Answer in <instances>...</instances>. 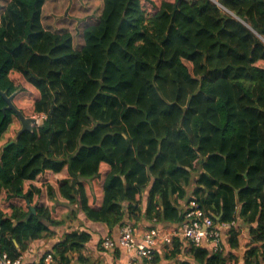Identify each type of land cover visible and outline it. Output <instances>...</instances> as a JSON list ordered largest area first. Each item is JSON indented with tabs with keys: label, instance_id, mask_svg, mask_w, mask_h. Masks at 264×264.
Masks as SVG:
<instances>
[{
	"label": "trees",
	"instance_id": "16d2710c",
	"mask_svg": "<svg viewBox=\"0 0 264 264\" xmlns=\"http://www.w3.org/2000/svg\"><path fill=\"white\" fill-rule=\"evenodd\" d=\"M46 1L9 0L0 17V89L42 117L4 148L21 123L0 95V253L16 261L81 216L110 233L144 214L179 227L199 171L200 209L250 242L237 257L232 228L229 250L178 264H264V0H104L80 49L45 27ZM79 223L56 264L85 260Z\"/></svg>",
	"mask_w": 264,
	"mask_h": 264
},
{
	"label": "crops",
	"instance_id": "0c3cea01",
	"mask_svg": "<svg viewBox=\"0 0 264 264\" xmlns=\"http://www.w3.org/2000/svg\"><path fill=\"white\" fill-rule=\"evenodd\" d=\"M84 4H89V10L84 12H81L79 10H77V8H72V10L75 11V16H77L78 18H83L86 19L87 21L89 20H96L97 18H99L101 16L102 10H103V0H102V5H101V12L96 14V8H90L92 7V3L93 0H83ZM74 7V5H73ZM88 9V8H87ZM95 15V16H94ZM92 23H90L89 25H91ZM88 25V24H87ZM84 31V30H83ZM84 41V38H83ZM84 45V43H83ZM82 45V46H83ZM199 171H194L192 173V178H191V182L189 183L188 186H186L184 189L186 191V198L185 200H175L176 204L178 206H181V210H183V208H186V204L188 202L189 199H193V194L195 192V189L197 188V178L199 175ZM202 188V187H200ZM146 203H144L143 205V211L145 213L146 211ZM79 222H81L83 224V227H80L79 230H86L88 232L91 233L92 235V239L91 241L86 245V247L84 248V250L82 251V256L84 257V261H82V264H128L130 262V260L132 259V257L134 256V253L131 252H127L126 250H124L123 248H121L119 245L118 246V250H114L113 252H107V251H103L101 249V241L107 237V236H112L113 239L118 242V227L113 229L112 232L110 233L109 228L104 225V224H99V223H93V222H85L83 217L81 216L79 219ZM77 222L75 224H70L67 223V225L65 227H62L61 230L57 229L54 230L55 234L53 237H50L49 239H43L40 242L37 243H32L29 246L28 251H26L23 255H22V264H41L43 259L45 258V256L47 255V253H52L53 247L60 242L63 238L64 235L67 232H71L76 230L75 228L78 229V225H80V223ZM137 231V235L139 238L142 237V235L144 234L145 231H147L148 229H150V225L151 224H156L158 225L157 227H162L165 228L167 232H172L174 230H177V226H175V224L172 225H165L163 222H150L147 218H146V214L143 215V218L140 221H134L133 222ZM132 223V224H133ZM237 228L240 230V252L235 251L234 254L238 257V256H242L243 257V248L244 246H247L250 242V237L249 234H247L248 229H246V227L239 221H237ZM226 238H224L223 242H221L222 244H226ZM244 241V244L242 243ZM181 244L183 246H181V253L178 255V257L176 259H172V260H168L166 259V256L171 254V250H168V247L164 246V245H160L158 248V252L156 257H158L159 262L157 264H178L183 260L186 259H190L191 255L189 253L190 251V246L186 245L184 242L181 241ZM118 251V252H116ZM115 252L117 254H115ZM242 257H240V260L242 259ZM139 261V260H138ZM72 264H80V262L76 259V256H74V260L72 262ZM140 264H150L144 260H140Z\"/></svg>",
	"mask_w": 264,
	"mask_h": 264
},
{
	"label": "built area",
	"instance_id": "2783aa9c",
	"mask_svg": "<svg viewBox=\"0 0 264 264\" xmlns=\"http://www.w3.org/2000/svg\"><path fill=\"white\" fill-rule=\"evenodd\" d=\"M236 223L237 221L215 222L210 214H205L200 209L199 204L193 198L185 209L184 220L177 230L169 233L165 228L153 227L145 231L139 238L134 225L126 223L118 227V242L112 236H107L101 241V247L107 252H113L119 245L127 252L134 253L128 264H140V260L152 261L156 257L160 245H164L168 247L169 251H172L176 239L189 245L190 248H199L207 244L213 246L214 251L217 252L224 238H229L230 230L236 228ZM0 264H22V258L12 261L6 253H0ZM41 264H56L53 254H47Z\"/></svg>",
	"mask_w": 264,
	"mask_h": 264
},
{
	"label": "rangeland",
	"instance_id": "374dc122",
	"mask_svg": "<svg viewBox=\"0 0 264 264\" xmlns=\"http://www.w3.org/2000/svg\"><path fill=\"white\" fill-rule=\"evenodd\" d=\"M161 1V0H159ZM9 0H0V17ZM104 2V0H103ZM74 5V7H73ZM102 0H93L92 7L96 8V14L101 12ZM89 4H84L83 0H47L44 8V25L47 29L55 32H70L74 37V45L77 49H80L84 43L83 30L90 24H94L98 21L78 18L75 16V11L72 8H77L81 12L89 10ZM88 8V9H87ZM95 16V15H94ZM88 24V25H87ZM29 118H36L38 124H41L42 117L36 114L30 115ZM61 230V228H58ZM57 230V229H56ZM226 244L221 246L225 250H229L228 238L225 240ZM244 244V241L242 242Z\"/></svg>",
	"mask_w": 264,
	"mask_h": 264
},
{
	"label": "water",
	"instance_id": "95a60500",
	"mask_svg": "<svg viewBox=\"0 0 264 264\" xmlns=\"http://www.w3.org/2000/svg\"><path fill=\"white\" fill-rule=\"evenodd\" d=\"M0 95L2 96V98L4 99V101L7 103V106L5 107L4 111H13L20 123H21V129L18 131L16 138L11 141L10 143H8L4 148H8L10 146H12L14 143H16L17 141H19V139L22 137L23 134H25L26 132H34V128L35 126L38 124V120L36 118H29L26 117L13 103V98L15 96H8V94L6 92H3L0 89ZM32 214H36V209L32 210ZM45 224H48L45 220H42Z\"/></svg>",
	"mask_w": 264,
	"mask_h": 264
}]
</instances>
